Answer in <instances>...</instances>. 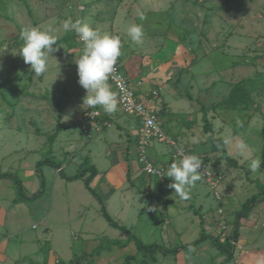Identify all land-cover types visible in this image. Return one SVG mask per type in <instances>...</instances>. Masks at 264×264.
Wrapping results in <instances>:
<instances>
[{
	"label": "rangeland",
	"instance_id": "374dc122",
	"mask_svg": "<svg viewBox=\"0 0 264 264\" xmlns=\"http://www.w3.org/2000/svg\"><path fill=\"white\" fill-rule=\"evenodd\" d=\"M140 14L159 18L142 24ZM69 17L120 38L117 64L159 112L164 138L147 154L163 168L162 178L142 172L133 117L118 104L112 114L82 106L87 93L75 59L83 44L63 30ZM133 24H142L140 44L128 35ZM31 26L52 29L58 38L41 76L19 56L20 32ZM92 110L100 114L93 125L86 120ZM229 136L255 149L261 169L253 173L239 162L223 143ZM185 155L202 160L201 175L210 173L187 200L166 177L168 165ZM46 159L60 168L41 166L45 186L35 201L13 204L15 181L0 178V244L6 247L0 264H123L128 255L135 256L131 264H222L224 255L210 241L177 255L157 254L155 263L137 254L133 242L86 257L105 241L126 243L127 236L105 222L83 179L67 182L59 173L70 177L92 165L98 173L90 186L108 215L144 244L172 249L203 230L232 245L234 255L236 212L264 189V0H0V174L19 179L31 197L40 188L36 164ZM248 219L256 223L249 237L255 240L243 246L261 251L264 203Z\"/></svg>",
	"mask_w": 264,
	"mask_h": 264
},
{
	"label": "clouds",
	"instance_id": "9594fccd",
	"mask_svg": "<svg viewBox=\"0 0 264 264\" xmlns=\"http://www.w3.org/2000/svg\"><path fill=\"white\" fill-rule=\"evenodd\" d=\"M143 19V14H140ZM65 32H74L80 41L83 42V51L75 59L77 65L78 83L86 90L83 98V107H102L104 112L112 114L117 111V94L112 91L108 84L110 78L121 80L119 75H113L116 71L115 65L121 55V41L118 36L101 34L90 25L80 19L73 21L71 17L63 22ZM52 29L41 30L39 27H24L20 32V39L23 42L19 56L23 58L26 65H30V71L36 76L43 75L48 70V60L58 50L57 36L52 34ZM128 35L137 44L142 43V25L133 24L128 28ZM122 87V86H121ZM225 146L235 150L240 158L241 164L247 163L249 169L255 173L261 169V157H254L255 149L242 139L227 137L223 141ZM202 160L196 155H185L178 161L168 165L166 177L171 179L169 188L175 190V194L181 199L190 198V191L196 186V182L202 179ZM154 211V209H148Z\"/></svg>",
	"mask_w": 264,
	"mask_h": 264
},
{
	"label": "trees",
	"instance_id": "16d2710c",
	"mask_svg": "<svg viewBox=\"0 0 264 264\" xmlns=\"http://www.w3.org/2000/svg\"><path fill=\"white\" fill-rule=\"evenodd\" d=\"M42 165H48L51 167H55L56 169H59L60 166L57 163H54L53 161H50L48 159L43 160L41 162H38L36 164V170L39 173L40 178V188L36 194H34L31 197H27L22 188L21 181L17 179L16 177L12 175L7 174H0V178H9L15 181L16 184V194L15 198L13 200V204H17L18 201H35L40 198V196L43 194L45 182L43 175L41 173V166ZM97 170L92 165H84L78 173H76L73 176L67 177L60 171V177L61 179L67 181V182H75L78 180L83 179L84 182V188L86 191L91 194L92 197L98 202L100 205V213L102 218L105 220V222L111 227L114 228L122 233H124L127 236L126 243H115L110 241H105L101 244H99L90 254L85 255L86 257L95 258L99 257L102 252L104 251H110V249L114 246H117L119 248H124L126 245L130 242H133L136 247L137 254L143 255V256H149L151 258V262H156V255H177L178 253H181L186 250H190L193 248H196L200 245H202L206 241L211 242V246L213 248H216L221 254L224 255V262H230L233 253H232V245H229L228 247H225L220 241L212 239L210 236L204 233L203 230L200 232V237L194 241H192L189 244L181 245L172 249H166L158 244L152 243V244H144L140 239H138L136 236L131 234L127 229H125L122 226H119L116 222H114L110 216L108 215L105 206L99 197V195L91 188L90 183L92 179L97 175ZM87 175V176H86ZM264 203V189L260 190L256 195H253L251 198H249L242 206V208L236 212V217L234 221V228L232 231V241L236 242V239L238 237V230L241 227L242 223L247 219L252 209H254L259 204ZM135 260V256H125L123 264H131V261ZM80 261L76 260L72 264H79Z\"/></svg>",
	"mask_w": 264,
	"mask_h": 264
},
{
	"label": "built area",
	"instance_id": "2783aa9c",
	"mask_svg": "<svg viewBox=\"0 0 264 264\" xmlns=\"http://www.w3.org/2000/svg\"><path fill=\"white\" fill-rule=\"evenodd\" d=\"M83 44V42L81 41ZM115 75L122 77L117 81L112 78L108 80L111 88L117 94V104L121 111L134 118L137 123V148L138 162L142 166V172L153 178H162L163 168L150 158L147 151L151 144L162 141L164 138L160 123L157 121L158 110L152 105L151 100H144L135 87L132 86L129 77L121 70L119 65H115ZM122 86V87H121ZM155 95V93H153ZM97 111L87 113V122L93 125L99 118ZM210 176L207 171H202V176Z\"/></svg>",
	"mask_w": 264,
	"mask_h": 264
},
{
	"label": "crops",
	"instance_id": "0c3cea01",
	"mask_svg": "<svg viewBox=\"0 0 264 264\" xmlns=\"http://www.w3.org/2000/svg\"><path fill=\"white\" fill-rule=\"evenodd\" d=\"M160 4H162V3H160ZM158 18L159 17H156L155 15H153L150 17L143 18L141 20V22H142V24H152V22L156 21ZM151 152L153 154L152 150H151ZM257 207L258 206H256L255 209ZM250 221H251V219L245 220L238 230V237H237V240L235 242V243H237L236 250H235L236 253L233 255L231 261L225 263L224 259H223L222 264H255L256 261H258L259 259L264 260V249H262L261 251H260V249L245 250L246 246H243L246 244H250V242H252V241L254 242V240H255V239L250 240V238H249L250 235L255 234V231L257 228L256 223L255 222L250 223ZM258 225L261 226L262 228H264V220L261 221L260 224H258ZM263 231H261L260 235H262L264 233ZM255 237H258V236H255ZM252 238H254V237L252 236ZM2 246H3V248H2ZM0 248L3 249V252L0 251V262H3L6 259L5 258V250H4L6 247H5L4 241H3L2 245L0 244ZM18 260H19V258H18ZM9 264H12V263H9ZM50 264H51V261H50Z\"/></svg>",
	"mask_w": 264,
	"mask_h": 264
}]
</instances>
